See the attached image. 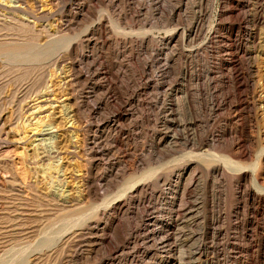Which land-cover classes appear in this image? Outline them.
Here are the masks:
<instances>
[{
  "label": "rangeland",
  "instance_id": "obj_1",
  "mask_svg": "<svg viewBox=\"0 0 264 264\" xmlns=\"http://www.w3.org/2000/svg\"><path fill=\"white\" fill-rule=\"evenodd\" d=\"M243 2L234 12L236 45L246 43L245 28L251 27L254 13L263 8L264 14V0ZM224 7L228 0H0V26L4 21H24L42 32V45L48 39L68 38L69 48L58 52L71 51L70 59L55 67L47 60L45 83L48 87L53 83L51 89L59 93L60 79L68 75L74 82L69 95L61 92L53 107L41 113L51 118H44L42 133L35 135L29 128L39 117L30 115L33 109L28 108L36 103L32 99L37 89H20L21 83L14 78L0 88V220L15 219L17 226L8 229L13 232L31 221L29 225L38 222V232L49 212L45 209L51 208L41 204L47 195L55 199L53 208L88 207L82 220L58 221L53 229L40 230V235L26 231L22 242L1 246L0 255L7 253L0 256V264H14L20 256L28 259L27 264H264V112L260 104L264 101V24L259 28L257 59L248 61L241 54L238 60L242 78L246 75L259 83L258 87L242 88L244 96L259 101V109L252 116L245 113L242 119L254 140L247 138L246 145L253 150L248 163L258 161L263 153L259 182L255 185L248 175L238 183L232 174L219 181L203 172L199 181L188 186L186 195L182 184L176 182L183 154L206 149L192 151L191 145L187 149L182 145L184 138L206 142L212 135H220L226 125L225 115L183 108L178 90L185 80L194 93L191 84L196 73L203 72L206 77L220 63L228 30L221 28L211 45L207 38L209 26L227 22L226 16L219 17ZM198 10L205 14L206 39L188 42L181 33L192 26ZM8 64L11 67L13 63ZM65 117L77 121L73 124ZM185 121H196V125H188L184 131ZM28 124L32 126L25 128ZM78 125L84 130L77 137ZM25 135L29 136L23 139ZM228 137L221 143L230 145ZM83 138V146L77 147ZM69 144L70 154L65 152ZM53 151H57L54 158ZM146 171L150 177L139 189L124 192L132 177L144 179ZM151 172L156 175L151 177ZM240 190L245 197L240 196ZM253 191L260 193L256 201L247 195ZM40 198L36 211L23 206ZM15 204L20 206L17 211ZM186 211L190 212L188 220ZM199 215L203 219L197 225ZM211 216H220L223 234L213 244L207 239L206 248L200 249L197 234L206 230L212 235V227L207 225ZM81 221L83 225H78ZM168 233L172 238L162 244L161 237ZM41 240L42 251L35 250ZM28 243L35 245L34 251V245L30 248ZM42 254L44 257H39Z\"/></svg>",
  "mask_w": 264,
  "mask_h": 264
},
{
  "label": "bare ground",
  "instance_id": "obj_2",
  "mask_svg": "<svg viewBox=\"0 0 264 264\" xmlns=\"http://www.w3.org/2000/svg\"><path fill=\"white\" fill-rule=\"evenodd\" d=\"M243 5H244L243 0H237V2L234 0H228V7H226V8L224 7L225 9H223L221 12L219 11L220 12L219 17H222L223 15L226 16L227 22H225V23L223 22L224 23L223 25L222 24H218V25L214 24L213 26L212 25L209 26L210 27V37L208 36V38H207V43L209 45H211L215 42V39L217 38V33L221 28H226L229 32L227 39H225L224 43H222L223 45L222 44H221L222 46L220 45L221 51H223L224 53L221 52L223 57L220 58V63L218 64V66L215 69L209 70L208 75H206V77L202 74L203 72L200 73V71L198 69L199 72L196 73V80L193 83L191 81V83H192L191 88H192V90H194V93H190V91H189L190 87L188 89V83H186V81L184 79H183L184 81H182L179 84L178 90L180 91V95H181V98H179V102H180V105L183 106V108L191 109L192 107H194V108L198 109V111H201V112L208 110L211 113H213V115L214 114H216L217 116H224L225 115V118H226L225 119L226 125H225L224 129L222 130V133L220 135L219 134L218 135H212L210 140H208L206 142H204L202 140L200 142H197L194 138L193 139L191 138L192 136L190 138L184 136L185 137L184 143L182 145H184L185 148H187V149L190 148L189 147L190 145L192 146V151H193V149H195V150L196 149H199V150L203 149L204 150V148H206L204 152H201V151L200 152L199 151L198 152H189L188 154L185 153L187 150H184L185 152L182 150L185 154H183V157H181V163H180L181 168L179 170L178 175H176V182L179 181V183L182 184L181 185L182 194H184V195H186V191L188 192V189H189L188 186H190V184H193L194 182H196L197 179H198V181L200 180L201 176L203 175V172H207L208 175H210L211 177H213L219 181L225 180V178L229 174H232V176L238 181V183L242 179L244 181V178L247 179L248 175H251V177H253V180L255 181L254 182L255 185H256V183L259 180V177L261 175V174H259L260 170H261L260 169V165H261L260 161H261V156L263 153H260L258 161L248 163V157L251 155L253 150H251L249 145L248 146L246 145L248 143L247 138L250 137L251 141L253 140V138H252V132H250V134H249V132L247 131L248 127L246 125H244V123L242 124V119H243L245 113L246 114L248 113L247 115L252 116L253 111L257 108L259 109V106L257 104V102H259V101L257 100V102H256L255 97L244 96V93H242L243 92L242 88L244 87V88L248 89V87H250V86L258 87L257 85H259V83L257 81H255L254 78H247L246 75H245L244 79L242 78V76L244 74H241L239 71V62L240 61H238V60H239V56L241 57V54H243L244 57L246 59H248V61L249 60L255 61L257 59L256 45H257V39L260 35L259 34L260 29L259 28L260 27L262 28V25L264 24V14L261 12V10L263 9L262 8V9L257 10L254 13L253 17L251 16L253 18V21H252V19L251 20L249 19L252 22L251 27L249 28V26L246 25L248 27L245 28L246 33L248 35V39H247L246 43H243V44L241 43V45H239L237 43V45H236V35H235V38L233 36L234 32H235L234 12H235L236 8H240ZM254 9H256V8H254ZM204 21H205V14L202 11H199V13L197 14L192 26L187 31H184V32L182 31L183 32V33H181L182 38L188 40V42L190 40H193V39H196V40L202 39L204 37L203 36V34H204ZM241 28H242V24L238 25V31L241 30ZM260 33H262V32H260ZM41 36H42V32H40V30L33 29L26 22L21 21V20H17V19L12 20L11 22L4 21L1 23V26H0V88L5 83L9 82L10 80H12L14 78L17 82L19 81L18 84L21 83L19 86L20 89L23 87H25V89H27L28 87H32L34 89H37L36 95L32 99L33 102H36L35 105L29 106L30 105L29 104L27 106H29L28 110L33 109V111L30 112V115L35 114V116H37L39 118L37 119V122L34 124L35 126L33 125L32 128H29V126H32L31 124H28L25 126V128H29L30 132H33V135L42 133L41 126H42V123L45 122L44 118H51L50 114H47L45 116H41V113L48 111L50 108L53 107L52 102L58 101L61 98V96L59 95V94H61V92H63L64 95H69L70 91L72 89V84L74 83L72 81V79L70 77H68V75H66L63 79H60V81H59V86H60L58 89V91L60 90L59 93L56 92L57 89H51V87L54 85L53 83H52L51 87L46 86L47 85V83H45V81H46L45 75L47 73L46 67L49 66V64H48V66L45 64L46 61L47 60L52 61L51 65H53L54 67L58 66L60 63L62 64L64 62H67L66 60L70 59L69 58L70 56L68 57V55L71 51L69 53H67V51H66V53L64 52L62 54L61 53L59 54V52H58L60 50V48H62V49H63V47H66V49L69 48V43H68L69 40L67 37H61V38L56 39V40H53V39L49 40L48 39V40H46L45 45H42L40 43ZM207 43L204 44V47H206V45H208ZM218 49H219V47H218ZM55 54H57V56H55ZM213 55H212V57H213ZM9 62L11 64L13 63L11 67H8ZM70 63H72V62H70ZM253 68L254 67L251 68V72L253 71ZM204 71H206V70H204ZM216 74H219V76H217ZM256 82H257V84H256ZM189 85H190V83H189ZM45 88H47V89H45ZM262 92L264 93V83H263ZM9 93H10V90H9ZM71 94H73V93H71ZM58 95L60 97H58ZM70 97H72V96H70ZM70 97H67L65 99H68ZM14 99L16 100V98H14ZM25 99H27V98H25ZM192 99H193V101H191ZM27 102H29V101H27ZM27 102H25V103H27ZM192 102H194L193 106L191 104ZM45 104H49V106L45 107L44 106ZM260 104H262L261 107L263 106L262 111L264 112V101ZM27 106H25V107H27ZM68 108L70 109L71 106L67 107V109ZM34 109H37V110L34 111ZM70 111L72 112L73 109ZM61 112L63 113L64 110H62ZM26 114H27V112H26ZM26 114H24V115H26ZM68 119H70V120H68ZM65 120H67V122H71L73 120V118L65 117ZM76 121H77L76 119H75V121L73 120V124ZM108 122H110L109 119H108ZM188 125H191V126L196 125V121H191L190 123H187V121H185L184 125H183L184 131H186L188 129L187 128ZM76 128L77 129H76L75 134L78 137L79 132L81 130H84V126L78 125ZM29 130L25 131V133L28 132ZM196 132H194V133H196ZM28 136L29 135H25L22 138L26 139ZM227 137H228V139H231V141H232L230 145L221 143L223 138L227 139ZM203 140H205V139H203ZM84 142H85V138H83V141L81 144H79L77 142L78 144H76V146L81 147V146H83ZM70 148H71V144L67 145L65 152H67L68 154L73 153V150L70 151ZM56 152L53 151V158L56 157V155H55ZM2 153H3V151H2ZM0 155H1V153H0ZM6 166H7V164H6ZM152 169H155V168H152ZM170 169L172 170V168H169V170ZM155 170L153 172L156 173L157 171H155ZM167 170H168V168H167ZM146 173H147V171H146ZM148 175L149 174L147 173L146 174L147 177L145 176V178H144V173H143L144 179H142V177L140 179V176H139V179L136 176H135L136 178L132 177V179H130L129 183L127 182L128 184L124 186V188H123L124 192L127 189H129L130 192H133V191L139 189L143 185L142 183L150 177V175L149 176ZM155 175L156 174L153 175L151 172V177H153ZM119 191H120V189H119ZM245 191H247V189L244 190V192ZM244 192H243V190H240V196L242 198L245 197ZM119 193H122V192L120 191ZM257 193L258 192L253 191V192H249L247 195L250 196V199H252L253 201H256V200H258ZM258 194H260V193H258ZM47 196L48 197L43 198V201L46 204L44 202L41 203V201H40L41 198L40 199H34V200L32 199L33 201L31 203L29 202V203L23 204V206L24 205L29 206V207H27L28 209L34 208L33 210H35V211L41 206V204L45 205L46 207H51V208L45 209L46 211L50 212V213L49 212L46 213V214H48L46 219L45 218L40 219V220L45 219L41 223V229L40 230H46L48 228L53 229V226L57 225L56 222H58V221L64 222V223H67V222L73 223L76 220H82L81 218L83 217V215L87 211L86 209L88 207L85 208L84 206H80V205H77L78 207H75L74 209H69V210H66L65 208H63V209L53 208V206H55V204H53L54 203L53 200L55 201V199L53 197L50 198L49 197L50 195H47ZM35 197H38V196H35ZM116 197L118 198V196H116ZM14 199H16V198H12L13 201H15ZM118 202H119V198H118V201L116 204H118ZM9 204H11V203H9ZM19 205H20V203H19ZM86 206H87V204H86ZM92 206L93 205L91 204V207ZM14 207H16V204ZM19 207L17 206L16 207L17 209L15 208V210L17 211L19 209ZM97 207L98 206H96V208ZM238 207H240V206L238 205ZM91 209L92 208H90V210ZM217 209H219V208H217ZM25 210L28 211L27 209H25ZM93 210H95L94 207H93ZM38 211L40 212V210H38ZM53 211H55V213H53ZM41 212H43V211H41ZM91 212H92V210H91ZM93 213H95V212H93ZM189 213L190 212L186 211L184 214L185 215L184 218H186L187 220H188ZM23 214H25V213H23ZM235 214H236V216H238V211L235 210ZM87 215L89 216L90 214H87ZM8 217H9V215H8ZM32 217H34V216H32ZM196 217H197V220H196L197 225H200L202 223L203 218H201V215L196 216ZM5 218H7V217H5ZM10 218H11V216H10ZM14 220L15 219H7L4 221L0 220V225H1L0 226V247L1 246H4V247L7 246L9 242L11 244H12V242H17V243H18V241L22 242L23 240L21 239V235L22 236L25 235V233H27L26 231H28V232L30 231L29 233H31V234L37 232L36 228L39 225L36 226V224L38 222L36 224L29 225V224H31L32 221L31 222L29 221L30 223H27V224L25 223L27 226L25 225L21 231H19L20 229H18L17 231H19V232H16L15 230H14L15 232H13V230L12 231L8 230L9 227L11 228V226L12 227L17 226V225H14V223H13ZM219 221H220V216H217V217L213 216L211 218V221L210 222L208 221L209 223L207 225L212 227V231H213L212 235H210V233L206 230L205 231H198L197 235H198V241H199L200 249H203L205 247L206 244L204 241H206L207 239L211 238L212 244H213V241H215L218 238V236L223 234L222 228L219 226ZM21 222L19 224H21ZM54 223H56V224L54 225ZM78 223H80L78 225H83L82 221L78 222ZM186 223H187V221H185V224ZM198 229H199V227H198ZM40 230L38 232H40ZM201 230H202V228H201ZM47 231H49V230H47ZM38 232H37V234H39ZM51 232L52 231H50V233ZM48 238L50 240V237H48ZM171 238H172V235L168 233L165 236L161 237L160 242L162 244H165V243L169 242ZM44 240L45 239H43V241ZM49 240H48V242H49ZM185 240L187 241V239H185ZM29 241L31 242V240H29ZM38 241H40V240H38ZM43 241L39 242V244H35V242H34V244L37 245L36 248H35V245L32 243L34 245V247H32V250H33V248H35V250L38 249V250L42 251V249L44 247ZM51 242L52 241H50V244H51ZM28 244H30V243H28ZM24 245H26V247H27V243L26 244L24 243L22 246H24ZM33 245L30 244V245H28V247L30 246V248H31V246H33ZM17 246L15 245V247H17ZM18 247H21V246H18ZM169 247H171V246H169ZM9 248L11 249V247H9ZM21 248L23 249V247H21ZM10 249L8 250V252L11 251ZM20 249H18V250H20ZM12 250H13V248H12ZM3 251H6V250H3ZM6 253H7V251H6ZM6 253L5 254L2 253L1 254L2 256L1 255L0 256L3 257L4 255H6ZM16 253H18V251ZM44 255H45V253H44ZM44 255L42 254L39 257H41V256L44 257ZM24 257L25 256H20L18 258H15L13 260L14 264H27L26 262L28 259L26 257L25 258ZM48 257H50V255H48ZM45 259H47V258H45ZM168 263H169V261H168ZM168 263H165V264H168Z\"/></svg>",
  "mask_w": 264,
  "mask_h": 264
}]
</instances>
